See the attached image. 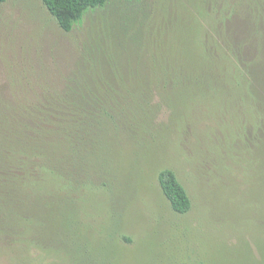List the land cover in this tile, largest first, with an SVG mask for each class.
Listing matches in <instances>:
<instances>
[{
  "label": "rangeland",
  "instance_id": "obj_1",
  "mask_svg": "<svg viewBox=\"0 0 264 264\" xmlns=\"http://www.w3.org/2000/svg\"><path fill=\"white\" fill-rule=\"evenodd\" d=\"M179 1L107 0L69 32L41 0L0 2V93L11 98L24 92L45 101V95L75 91L83 70L91 82L95 70L102 87L120 75L113 60L145 64L148 54L156 55L166 38L176 36L175 27L184 28L189 65V45L196 41L189 37L192 28L200 29L194 16L182 17ZM232 20L225 27L237 26L242 35L248 24ZM206 50L230 75L256 54L252 47L236 60L212 42ZM250 68L252 78L264 84V58ZM161 71L153 70L155 81L164 82ZM226 74H218V81ZM228 77L240 84L174 92L173 101L156 111L160 133L126 137L124 153L91 173L89 185L80 184L73 194L61 190L52 201H30L29 230L0 232V264H264V143L259 148L247 143L252 113L246 94L253 88L239 75ZM141 87L152 93L150 105L158 104L164 87L151 82ZM259 93L264 96L261 88ZM90 161L87 170L102 164L97 155ZM162 168L172 169L185 187L191 199L187 213L174 212L163 195L157 180ZM72 174L87 178L79 164Z\"/></svg>",
  "mask_w": 264,
  "mask_h": 264
},
{
  "label": "trees",
  "instance_id": "obj_2",
  "mask_svg": "<svg viewBox=\"0 0 264 264\" xmlns=\"http://www.w3.org/2000/svg\"><path fill=\"white\" fill-rule=\"evenodd\" d=\"M41 1L58 26L69 32L88 10L103 6L107 0ZM179 11L185 19L187 14L194 16L200 29L194 32L192 28L189 37L190 40L196 38L194 44L189 45L192 61L189 65L186 64L187 52L183 44L184 28L175 27L177 37L166 38L159 53L154 56L148 54L151 57L145 64H140L145 60H138L139 64L132 60V64L120 65L119 58L113 60L120 75L117 78L114 75L116 80L111 79L112 83L106 82L102 87L93 77L95 70L89 73L93 82L83 70L79 74L81 81L75 82L78 86L75 91H57L45 95V101L39 100L38 95L28 96L24 92L12 93L11 98L0 93V232L11 230L24 235L29 230L26 209L30 201H52L61 190L63 195L73 194L80 184L81 188L89 185L91 173L107 164L111 166L113 158L124 153V139L132 133H147L155 138L160 133L156 111L165 101H173L174 92L188 87L210 92L218 84H240L228 76L242 77L253 88L251 95L246 94L252 113L247 143L256 148L263 145L264 96L260 95L259 89L264 91V84L252 78L250 65L260 57L264 58V0H180ZM234 17L248 24L242 35L243 29L237 26L225 27V24L235 22L232 20ZM217 22L218 34L215 36ZM169 42H172V49ZM211 42L222 44L226 53L236 60L242 59L252 47H255L256 54L253 59L246 58L248 61L241 72L230 75L222 64L209 57L206 46ZM156 66L163 68L160 74L164 75V82L153 79ZM185 67L189 72L181 71ZM173 68L180 69V72L170 74L169 69ZM131 74L136 77H128ZM218 74L228 76L218 81ZM138 76L140 80L135 79ZM186 77L188 82L184 83ZM150 82L157 85L156 88L164 87L157 93L161 96L158 104L150 105L152 93L141 87L143 83ZM113 83L118 87L114 88ZM92 155L101 157L102 164L92 163L93 167L87 170ZM78 164L87 176L85 180L80 181L72 174ZM157 180L171 209L179 214L187 213L191 199L175 172L162 168L157 172Z\"/></svg>",
  "mask_w": 264,
  "mask_h": 264
}]
</instances>
